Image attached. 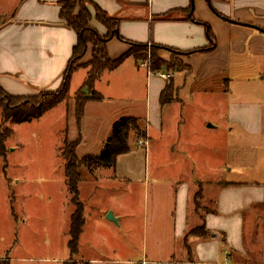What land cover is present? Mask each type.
I'll return each instance as SVG.
<instances>
[{"label": "crops", "instance_id": "obj_1", "mask_svg": "<svg viewBox=\"0 0 264 264\" xmlns=\"http://www.w3.org/2000/svg\"><path fill=\"white\" fill-rule=\"evenodd\" d=\"M60 1L62 0H0V86L8 94L29 96L39 91H52L58 88L72 46L76 41L75 32L58 17ZM90 1L97 4L107 15L118 18L117 33L124 39L157 44L182 52L180 57L189 69L185 72H172H182L184 75L193 73L196 81L204 83L215 79H219V82L221 80L223 90L216 85L204 84L205 93L230 92L229 84L233 80L229 75L231 57L238 59L245 55L255 58L257 56L260 59L264 57V0ZM190 4L192 19L188 18L186 11ZM91 12L94 13L93 10ZM164 13L166 17L163 19H154L156 15ZM90 24L100 34L105 33L104 27L94 17ZM204 24L211 30L214 48L186 53L209 45ZM128 48L129 45L125 41L115 37L107 43V52L112 59L118 58ZM167 51L161 49L159 56L166 60ZM84 58H88V53ZM138 64L143 62H136L132 56H126L117 67L104 70L97 77L93 90L101 95V100H89L84 104L79 133L86 115L91 113H88L87 109L97 103L103 104L112 100L113 97L108 95L106 90L121 87L122 84L119 82L116 86L112 85L113 79L123 74V82L126 85L123 91H119L126 95L132 94ZM79 69L71 77L70 88L72 78ZM148 72L147 70L145 74V105L142 113L146 137L142 139L143 144L140 145L144 147L142 153L145 159L152 153L153 141H158L165 135L163 108L176 103L175 109H179L178 103H183L178 97L183 86L181 81L175 83L172 77L165 80L158 74L151 76L153 73L150 72L148 75ZM160 72L167 73L169 70ZM86 74L87 70L84 79ZM260 78H264V73ZM169 81L175 89L174 97L169 103L161 105L159 95ZM212 87L216 89L212 90ZM84 91L87 93L86 89ZM199 91L200 89H193L191 102L194 100L193 94ZM178 111H173L171 115L169 113L173 122L170 130L172 135H179ZM127 116L138 117L136 113H129ZM219 116L229 122L237 123L246 134L264 132V101L258 100L253 105L248 102L240 105L230 104L224 112L219 113ZM214 126L209 124L205 127L214 128ZM177 140L179 141V137ZM167 147L172 149L173 145L168 144ZM226 149L227 164L251 167L255 164V157L251 158L256 152L255 147L228 145ZM127 154L116 156L110 177L124 178L128 181L135 178L136 172L130 163H134L137 151H134L132 159L124 158ZM188 158L191 160L190 170L180 169L172 177L175 189L171 204L173 207L170 206L172 211L168 213L170 217L168 227L171 228L173 244L177 248L179 246V249L169 247L167 250L159 251L158 254L144 251L140 259L145 258L147 264H264V221L262 225L257 222L258 218H264V187L223 185L221 183L228 181L207 179L208 177L204 175L205 169L198 173V165H195L191 156ZM209 172L208 167L207 173ZM195 182L200 183L202 192L200 200L203 204H199L198 208H195L192 201L195 191H192L191 184ZM210 185L214 187V191L205 197ZM119 210L116 211L107 204L95 215V228L103 232L108 229L109 224L114 225L105 218L108 211L112 212L119 223L121 219ZM201 223H204L210 234L207 237L188 236L184 243V234ZM83 228L84 223L78 239L77 254L81 246L89 245L91 237L95 236L99 240L104 237L98 233L94 236H83ZM67 240L68 236L65 240L66 253L62 257L63 261L69 257ZM74 256L84 264L108 261L88 255L74 254ZM9 258L13 259V257ZM140 259L131 261V264H137ZM127 262L130 263L125 260L122 264Z\"/></svg>", "mask_w": 264, "mask_h": 264}, {"label": "rangeland", "instance_id": "obj_2", "mask_svg": "<svg viewBox=\"0 0 264 264\" xmlns=\"http://www.w3.org/2000/svg\"><path fill=\"white\" fill-rule=\"evenodd\" d=\"M89 8L93 10L90 5ZM156 18L164 17L159 14ZM167 54L166 60H170V51ZM175 57L184 64L180 56ZM261 58L247 55L239 59L231 57L229 75L233 80L229 84L230 92L225 93L219 79L198 82L193 73L184 75L171 70L174 82L183 83L178 95L183 103H178L179 109H175L176 103L163 108L165 135L153 141L152 153L146 159L142 153L144 147L130 134V151L124 158L132 159L134 151H137L134 163H130L136 172L135 178L128 181L110 177L112 167H97L93 172L85 167L79 168L78 200L83 207V236L98 233L104 237L101 240L91 237L89 245L81 246L77 256L88 255L110 261L97 264H122L125 260L131 264V261L140 259L144 251L158 254L169 247L178 250L179 246L177 248L173 244L171 228L168 227V213L172 211L175 189L172 177L180 169L190 170L189 156L198 165V173L205 169L207 179L264 187V132L246 134L237 123L219 116L230 104L248 102L253 105L258 100L264 101V78H260L264 73V57ZM138 66L132 94L120 92L126 85L121 74L113 81L110 79L112 85L116 86L119 82L121 87L106 90L112 100L87 109L91 113L86 115L81 125V141L75 148L77 156L99 153L106 143L111 121L129 113L143 118L147 70L143 64ZM86 70L87 67H80L74 74L68 101L46 111L39 118L20 123L4 122L0 112V129L7 126L13 131L5 140V157H0V258L9 259L10 264H61L63 261L69 216L74 206L65 186L63 158L58 148L64 138L71 141L78 136L73 96ZM204 84L219 86L222 92L205 93ZM193 89L200 91L193 94L191 102ZM175 110H179L180 116L179 135L170 132L173 122L169 113L171 115ZM209 124L215 125L214 128L205 127ZM168 144L173 148L167 147ZM228 145L255 147L256 152L251 156L255 157V164L252 167L227 164ZM191 189L196 191L198 184L192 183ZM213 189L210 185L205 197ZM198 202L203 204L200 199ZM107 204L116 211L121 208V219L101 232V229L95 228V215ZM263 221L264 218L257 219L260 225ZM73 258L76 260L74 255ZM76 261L77 264H84Z\"/></svg>", "mask_w": 264, "mask_h": 264}, {"label": "trees", "instance_id": "obj_3", "mask_svg": "<svg viewBox=\"0 0 264 264\" xmlns=\"http://www.w3.org/2000/svg\"><path fill=\"white\" fill-rule=\"evenodd\" d=\"M93 8V14L89 9ZM191 4L186 9L188 18L192 19ZM167 13V12H166ZM166 13L162 17H166ZM59 19L70 27L76 35V41L72 46L71 55L63 70L61 81L57 89L52 91H39L29 96H14L5 92L0 86V112L4 122L20 123L41 117L47 110L61 102H67L70 98V81L73 73L80 67H87V74L79 88L74 93L73 115L75 119L78 136L74 140L64 138L58 150L63 158V175L66 189L70 195V202L74 209L69 216L67 247L69 257L62 264H77L73 255L78 251V239L84 223L83 207L78 200V183L81 180L79 168L85 167L92 172L97 167L114 168L116 156L130 151L129 137L133 134L134 139H144L145 120L141 117L121 116L112 122L109 135L104 147L97 154H84L77 156L76 146L81 141L79 134L80 121L83 116L84 104L89 100H101V95L93 90V84L97 77L104 70L114 69L126 57L132 56L136 62H146L147 70L151 73L164 70L188 71V66L182 64L175 55L183 53L172 48L157 44H148L124 39L116 31L119 20L117 17L109 16L97 4L90 0H62L59 3ZM94 19L100 23L105 33L100 34L91 24ZM209 45L205 48L188 51H204L214 48V38L210 28L204 24ZM125 41L129 48L118 58H110L107 52V43L112 38ZM166 49L170 51V60L162 59L158 51ZM88 58L85 59V54ZM87 90V93L84 91ZM174 87L169 81L161 90L159 102L161 105L169 103L174 97ZM13 133L12 129L5 126L0 129V157H5V140ZM223 185H231L230 182H223ZM202 196L201 185L192 196L195 208L199 207V199ZM210 234L204 223L190 228L183 236L186 243L188 236L207 237ZM0 264H9L7 258L0 261Z\"/></svg>", "mask_w": 264, "mask_h": 264}, {"label": "built area", "instance_id": "obj_4", "mask_svg": "<svg viewBox=\"0 0 264 264\" xmlns=\"http://www.w3.org/2000/svg\"><path fill=\"white\" fill-rule=\"evenodd\" d=\"M143 65H145L146 66V62H143ZM157 74L161 77V78H163V79H165V80H168L170 77H171V75H172V73L169 71V72H167V73H164V72H157ZM138 144L139 145H142L143 144V142H142V140H139L138 141ZM148 262H147V260L145 259V258H142V259H140L138 262H137V264H147Z\"/></svg>", "mask_w": 264, "mask_h": 264}, {"label": "water", "instance_id": "obj_5", "mask_svg": "<svg viewBox=\"0 0 264 264\" xmlns=\"http://www.w3.org/2000/svg\"><path fill=\"white\" fill-rule=\"evenodd\" d=\"M117 32V31H116ZM105 218L114 222V223H117V220L116 218L113 216L112 212L111 211H108L105 215ZM213 235V234H212Z\"/></svg>", "mask_w": 264, "mask_h": 264}]
</instances>
